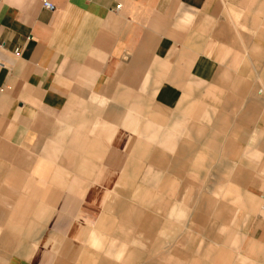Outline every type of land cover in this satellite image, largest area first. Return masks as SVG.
Returning a JSON list of instances; mask_svg holds the SVG:
<instances>
[{"label":"crops","instance_id":"0c3cea01","mask_svg":"<svg viewBox=\"0 0 264 264\" xmlns=\"http://www.w3.org/2000/svg\"><path fill=\"white\" fill-rule=\"evenodd\" d=\"M44 1L0 0V264H264V0ZM147 100L166 113L149 116L169 149L182 132L185 157L232 160L219 190L235 194L206 249L135 243L130 209L119 224L61 221L67 171L97 183L93 161L122 148L128 120L142 134ZM131 150L136 168L163 163L141 141Z\"/></svg>","mask_w":264,"mask_h":264},{"label":"rangeland","instance_id":"374dc122","mask_svg":"<svg viewBox=\"0 0 264 264\" xmlns=\"http://www.w3.org/2000/svg\"><path fill=\"white\" fill-rule=\"evenodd\" d=\"M255 75L252 74V83L259 86L260 80L255 79ZM141 113L142 134L135 133L128 120L126 134L117 135L123 140L122 143L117 142L111 146L122 148L101 152L93 161L95 167L92 170V177L97 183L77 185V170L67 171L69 183L66 204L59 211L60 217L63 218L61 221H65L64 225H96L101 222L103 215H107L112 223L119 224L124 222L122 212L130 209L132 217H135L133 225L135 243L138 241L140 245L143 239L148 237L150 248L157 250V245L152 243H156L159 236L173 240L175 235H182L183 240L193 239L192 245L197 246L199 250L206 249V224L207 226L212 224L215 231L219 222L217 216L220 202L226 200V196L230 200L229 197L235 194L219 190V185L225 188L233 183V176L219 175V172L224 173V169H221L223 164L226 166L225 172H231L232 160L201 161L199 146L195 148L197 156L185 157L178 150L184 138L182 132L176 141L172 140L173 146L169 149L166 125L157 126L149 116L154 113L164 118L165 111L147 100L142 101ZM227 131L223 130V133L226 134ZM136 140L143 142L147 151H154L160 155L163 162L160 167L143 162L136 168L134 163L139 162V159H132L129 162L131 148ZM61 157L62 155H59V159ZM73 157L76 158V155L65 154L66 165H74L71 160ZM191 158L195 161L185 160ZM133 170L134 172L138 170L139 173L133 175L128 173ZM143 170L151 171L149 177L142 178ZM120 180L127 186L119 185ZM187 190L194 193L188 194ZM144 191H147L146 195L142 194ZM145 217L148 222L147 232L141 228L146 224ZM206 217L209 220H206ZM187 245L191 244L185 246ZM168 246L172 247L173 244H167L166 247ZM135 249L142 251L138 245H135Z\"/></svg>","mask_w":264,"mask_h":264},{"label":"built area","instance_id":"2783aa9c","mask_svg":"<svg viewBox=\"0 0 264 264\" xmlns=\"http://www.w3.org/2000/svg\"><path fill=\"white\" fill-rule=\"evenodd\" d=\"M42 5H43V7H45L46 9H47V8H50V2H49V1H47V0H46V1H44V2L42 3ZM17 51H18V50H17V49H15V51H14V52H16V53H17Z\"/></svg>","mask_w":264,"mask_h":264}]
</instances>
